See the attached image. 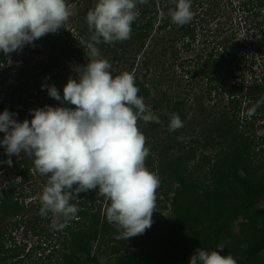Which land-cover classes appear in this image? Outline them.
I'll return each mask as SVG.
<instances>
[{"label":"rangeland","instance_id":"rangeland-1","mask_svg":"<svg viewBox=\"0 0 264 264\" xmlns=\"http://www.w3.org/2000/svg\"><path fill=\"white\" fill-rule=\"evenodd\" d=\"M192 1L194 7L198 2L200 4L204 3L203 8L200 9V5L199 7H195L197 8L196 12L192 10V20L195 19V21L198 22V18L199 20L200 18H204L206 23H199V27L195 33V41L192 42L193 45L191 44V50L187 51L184 45L187 44V41H190V38H182L181 33L177 30V26L174 28H161L163 21L170 17V11H172L173 8L160 5L156 7L158 10L156 15H153L151 11L146 17H141L139 16V12L143 4H140L137 6L138 15L135 21L136 25H138L137 29L132 30L130 39L119 42L118 46H113L114 50L121 57V61L113 62L110 53L101 57L107 59L109 62L110 60L112 61V63L110 62L112 65L110 71L114 77L127 71L134 74L135 79L138 78L139 82L143 83L145 87L148 88L151 97L148 98L145 103L150 104L149 106H151L152 103L154 104L155 98L160 100L161 96L164 94L167 97H171L173 100L177 97L184 101L182 110L186 115V119L183 121V128L176 131L179 137L183 138L181 140L182 145L179 149L175 148L170 156H182V160L186 157L188 161L185 160L181 172H185L188 180H190L192 176H195L197 180L200 181L203 178L202 174L205 173V166H208L210 161L211 163L215 161L214 154L220 149V146L210 143L204 146L206 144V137H202L200 132L201 128L204 127L203 119L205 115H200L197 110L202 108V106L203 108L205 107L203 105L204 102L207 107H211L210 111L217 113L219 110H223L224 107H222V105L226 107L228 100L227 93L225 92L227 87L235 83L244 87L250 86L252 82L264 76V50L258 52L254 49L257 46V39L260 40L264 32V26L259 28L255 27L258 21L264 20V9L258 19H246L245 16H242V13L239 12L238 6L240 3L248 0H232L230 4H227V0H214L210 8L207 7V0ZM95 2L97 3V0H95ZM68 3L72 7L73 14L63 27L65 30L72 32L76 25H82V22L80 23L78 21L77 16L80 12L87 9L89 4L87 0H68ZM207 9L217 14V16L214 19H211L209 16L205 18L204 15ZM152 17H156L157 19L153 28L149 31L148 37L144 40H138L136 34L139 32L140 22L144 24L145 21ZM138 20H140L139 23H137ZM224 28L227 30L223 31ZM165 33H168L166 41L162 42ZM47 35L35 40L33 44L43 46V42ZM65 38L70 40L76 38V36L71 33V35H66ZM241 39H245L246 41L242 43L243 46L239 48L242 49V51H239L237 59L232 62L233 64H231L230 67H225V70L217 76V80L212 82L208 81V79L201 74L202 63L206 60L207 56L214 50L215 52H217V50L221 52V48L224 45H231L234 41ZM80 48L79 42H75L74 56L70 62L56 71L49 73L47 75L48 77L45 79L43 78L46 74H40L39 78L34 77V79L29 82L28 85L31 84L34 87V91L30 93L32 95L30 96L31 99L28 101L26 100L27 105L22 110L23 112L15 106L13 98H15L16 95L12 93V91L28 77L33 75L36 76V73L41 70L43 65L49 60L58 58V55L55 53H48V51L42 49V55L36 57L33 55L29 44L24 46L22 51L13 52L8 55L3 54L4 61L1 60L2 56L0 55V114L7 109L9 112L16 114L14 118L19 122H23L25 119L30 122V117L33 116L30 110L34 108L28 104L34 102L33 97L37 93V89H35L37 85L55 84L59 92H63L69 78L79 79L80 68L89 62V57L86 54L85 57L81 59L82 50ZM177 51L179 55L178 58L175 59L174 54ZM241 53L245 55L239 57ZM198 58L200 60L199 66L186 63L189 60H196ZM144 60L147 63L146 66L143 64V62H145ZM230 60H233L231 56ZM206 68L209 73L217 69L210 66ZM191 74H194L196 77H191ZM36 78H38V84L34 83ZM216 85L219 86V89L215 90L211 95V99L207 101V94H209L211 88ZM42 90L43 95L41 96L44 98L46 105L58 107V101L49 96L47 88H42ZM241 95L242 94H239V97H241ZM195 98L196 100L198 98V100L196 101ZM222 98L224 102L220 106V100ZM211 100L213 101L210 105H207ZM243 105V109H241L240 112L241 124H245L249 120H252L253 116H247L246 110L244 111V107L248 108V103H244ZM213 108L215 109L213 110ZM163 109L166 110V103L164 102L161 103L160 108L153 110V113L160 118L161 121L162 117L160 112L163 111ZM256 118L255 124L258 129L255 132L256 144L252 149L251 156L254 169L262 168L260 173L264 174V113L259 114ZM168 126L169 122L162 121L161 128L157 132V129L148 131L149 135L146 137V146L149 148V156L156 159L154 166H158L157 153H159L162 148V144L174 141L172 140L173 137L169 136L172 132L169 131ZM181 130L188 132L182 133ZM163 132L169 133L164 134ZM251 134L250 132L247 135ZM4 135L5 133L0 132V139L3 140ZM191 151H193V153H191ZM3 152H6V148L0 145V154ZM8 160L9 158L0 156V192L4 191L1 193V198L6 200L7 197H11L14 202L18 200L21 205L23 204L25 211L23 219L26 222L31 221V223H23L18 229L14 228V224L10 220H6L4 225L0 224V231L6 228L9 232H12V236L7 237L2 242L6 251L5 256L7 260H0V264H59L61 262L59 259L61 251L58 250H61L62 247V237L58 234V230H63L66 226L65 223H61L60 217H54L51 213L46 217L41 216L39 219H36V216L40 214L39 207H42L41 204L37 206L36 202L40 198L44 186L47 184L48 177L37 175L34 173L33 169H30L32 177L29 180H24L20 175V171L27 162L28 157H23L21 154L20 156L13 155V158L11 156V160L19 163L16 168L11 167V165L7 163ZM206 160H208V163ZM147 168L149 169V167ZM159 178L160 186L156 192V211L153 213V224L151 228L147 229L142 235L123 240L117 239L122 229H118L115 225L110 224V229L101 234L98 239L92 243V252L101 264H116L120 256L124 254H132L138 259H143L148 256L156 257L158 255L160 238L174 224L172 198L174 192L180 188L179 184L171 177L160 176ZM13 183L17 185V188H15L13 192H10L9 187ZM34 189H36L35 194H33ZM83 194L87 195L89 199L94 198L95 208L99 205L103 207L106 205L107 199L99 194L98 189L90 190L79 194V199L75 203L76 207L79 209L78 211L85 210L86 208H81L79 205V202L84 199L82 197ZM90 207L91 204L89 201L87 203V208ZM71 220H69V223H71ZM35 224L37 225V233H34L32 228ZM42 227L44 228L43 231L41 230ZM74 228H76V226L73 224L71 229ZM76 231H78V229ZM47 232L54 234L53 238L46 236L45 234ZM54 250H56V252Z\"/></svg>","mask_w":264,"mask_h":264},{"label":"clouds","instance_id":"clouds-1","mask_svg":"<svg viewBox=\"0 0 264 264\" xmlns=\"http://www.w3.org/2000/svg\"><path fill=\"white\" fill-rule=\"evenodd\" d=\"M148 0H97L86 15L90 42L85 45L89 62L80 68L79 79L69 78L63 99L55 84L42 85L50 97L71 107L45 106L30 110L33 118L19 122L7 109L0 114V145L11 156L23 152L36 171L48 177L40 196V215L74 218L72 201L81 192L98 189L110 201L109 224L122 229L117 239L142 235L153 224L159 176L146 167L149 148L138 121L160 123L151 106L139 95L135 76L127 71L113 76L111 63L100 56L97 45L131 38L137 5ZM171 21L183 26L193 19L192 0H174ZM68 0H0V52L22 51L48 33H57L72 16ZM256 107L248 110L251 117ZM184 126L179 114H170L169 131ZM182 140V137H178ZM218 250L197 249L190 264H237Z\"/></svg>","mask_w":264,"mask_h":264},{"label":"trees","instance_id":"trees-1","mask_svg":"<svg viewBox=\"0 0 264 264\" xmlns=\"http://www.w3.org/2000/svg\"><path fill=\"white\" fill-rule=\"evenodd\" d=\"M89 6L84 11L80 12L78 21L81 26L74 27V30L67 31L61 28L57 33H50L45 38L43 46L37 44H29V47L36 57L42 55L44 49L48 53H55L58 58L49 60L45 65L42 66L41 70L36 73V76H30L22 81L12 91L15 93V106L21 111L27 105L26 100L31 99L30 93L34 91V87L29 82L38 77L39 75L46 74L43 79L47 78L49 73L56 71L66 63L70 62L74 56V43L79 42L81 51V59L85 57V43L90 42L92 33L89 31V27L86 21L87 12L94 8L95 0H87ZM195 1V0H194ZM214 0H207V7L213 4ZM232 0H227V4L231 3ZM193 4V1H192ZM140 5V4H138ZM137 5V6H138ZM144 5V4H143ZM162 6H170L175 9L174 0H148L145 4V8L141 9L142 16L146 17L152 11V14L156 11L153 8ZM198 5V6H197ZM201 5V6H200ZM200 6V7H199ZM195 7L200 9L204 7V3H196ZM194 5L192 10L196 12ZM242 16L246 19H258L264 9V0H248L239 4ZM239 10V9H238ZM158 11V10H157ZM157 11L153 14L156 15ZM207 16L214 19L217 14L207 9L204 17ZM243 18V19H245ZM156 17H152L145 21L144 24L140 22L139 32L136 34L138 40H144L148 37L149 31L153 28ZM197 21L191 20L186 25L180 26L172 23L171 17H168L163 21L161 28L166 29L167 27H176L181 33L182 38H190L187 41L186 50H191V44L195 41V33L199 27V23H206L205 19ZM136 21V20H135ZM132 24V30H136L138 25L136 22ZM264 20L258 21L255 27H263ZM203 28V27H202ZM227 30L226 28L223 31ZM73 35L76 38L67 40L66 35ZM168 33H165L162 42L166 41ZM80 39V40H79ZM245 39L234 41L231 45H224L221 48V52L212 51L202 63L201 74L212 82L217 80V76L225 70V67H230L232 62L237 59L239 49L245 43ZM257 46L255 51L261 52L264 50V32L262 38L257 39ZM119 42L115 43H101L97 45L100 51V56H105L108 53L112 55V61H121V57L114 50L113 46H118ZM85 44V45H84ZM193 45V44H192ZM218 49V48H217ZM84 51V52H83ZM166 51V50H165ZM175 51V50H174ZM173 53V52H172ZM3 52H0L2 56L1 60L4 61ZM87 55V54H86ZM178 51L175 52V59L178 58ZM245 54H239V57H243ZM230 56L233 60H230ZM110 60V62L112 63ZM145 61V60H144ZM186 63H192L195 66H199V58L189 60ZM146 66V61L143 62ZM217 68L216 71L209 73L206 67ZM220 69V70H219ZM219 70V74H218ZM218 74V75H217ZM191 77H196L191 74ZM215 75V76H214ZM38 78L34 80L37 83ZM136 85L140 89L139 95L146 101L151 97V93L143 83L139 82V79H135ZM38 84V83H37ZM36 84V85H37ZM37 93L34 95V102L31 105L34 109L43 108L46 105L44 102L43 90L41 85H37L35 88ZM219 89V86L211 88L209 94L206 96V100L211 99L212 93ZM227 93V105L223 104V98L220 100V106L224 107L223 110H219L217 113L210 111L211 107L206 106L205 102L203 108L197 110L200 115L204 116V127L201 128L200 134L202 137H206L207 144H217L220 149L214 154L215 161L209 162L208 166H205V170L202 174V180L198 181L195 176H192L190 180L185 175V172H181L186 157L182 156H170L175 148H180L182 142L178 139L179 134L176 131L169 134L174 140L173 142H165L162 144V148L157 153L158 166H154L156 159L148 156L146 159V167L149 170L160 176H168L175 180L180 188L174 192L172 198L173 213H174V224L173 226L163 234L159 241V252L156 257L148 256L143 259H138L132 254L121 255L117 260L116 264H190L191 256L196 252L197 249L213 251L218 250L217 245L224 243L225 248L221 251V255H231L237 260V264H264V174L260 173L262 168L254 169L252 162V149L255 146V132L257 126L255 124L256 117L259 114L264 113V76L252 82L250 86H242L235 83L225 90ZM239 94H242L239 97ZM61 99L63 98V92H60ZM194 98V97H193ZM181 98L175 97L173 100L171 97H167L165 94L161 96L160 100L154 99V104H151V109L156 110L160 108L162 102L166 103V110L163 109L160 115L162 121L169 122L170 114H179L182 121L186 119V115L182 110L184 107V101ZM196 100V98H195ZM198 100V98H197ZM196 100V101H197ZM162 101V102H161ZM208 102L207 105H210ZM58 107H73L74 105L68 102L58 101ZM248 103L246 115L248 116V110L253 106L256 107L255 114L252 116V120H249L245 124L240 123V112L243 109V104ZM146 105H150L147 104ZM216 108V107H215ZM213 108V110L215 109ZM220 108V107H218ZM214 112V113H213ZM31 116V115H30ZM31 119L33 116L30 117ZM160 123L138 121V125L144 135H149L148 131L156 132L161 128ZM243 125V126H242ZM243 127V128H242ZM183 128V127H182ZM181 132H188L181 130ZM251 135H247L248 133ZM167 134L169 132H163ZM153 136V135H151ZM156 138V137H155ZM2 141V139H0ZM193 153V151H191ZM23 157H27L25 153H21ZM1 157L9 158L7 153L3 152L0 154ZM13 158V156H12ZM190 158V156H189ZM208 163V160H206ZM206 163V164H207ZM19 163L12 160L11 167L16 168ZM30 169H33L34 173L40 175L34 166L32 159L27 160L24 167L20 171V175L24 180H29L32 176ZM198 169V168H197ZM201 169V168H200ZM202 170V169H201ZM10 192H13L17 188L16 184L10 185ZM36 189L33 190L35 194ZM4 191L0 192V222H4L9 217L19 219V223L15 222L14 228L18 229L24 224H29L31 221H24V207L23 204L13 198L7 197L6 200L1 198ZM83 201L79 202L81 208L85 210L78 211L76 216L65 223L64 218L61 216V223H65L63 230H58V234L62 237L61 254L59 256V264H101L98 258L93 254L92 243L98 239V237L104 232L110 229L111 225L106 219V209L110 206V201L107 200L106 205L103 207L99 205L95 208L94 198L89 199L87 195L83 194ZM26 198V197H24ZM79 198V197H78ZM75 201L72 203L75 204ZM90 201L91 207L87 208V203ZM37 206L41 204L40 198L36 202ZM94 206V207H92ZM34 207V206H33ZM95 208V209H94ZM39 209H41L39 207ZM52 216V215H50ZM41 215H37L36 219H39ZM36 223V222H35ZM76 228L71 229L72 225ZM37 225L35 224L32 228L34 233H37ZM78 229V231H76ZM42 231L44 228L42 227ZM12 232L8 229L0 231V260H7L5 256L6 251L3 240L7 237H11ZM46 236L53 238L52 233L47 232ZM59 236V237H60ZM56 252V250H54ZM119 251V250H118ZM3 253V255H2Z\"/></svg>","mask_w":264,"mask_h":264},{"label":"flooded vegetation","instance_id":"flooded-vegetation-1","mask_svg":"<svg viewBox=\"0 0 264 264\" xmlns=\"http://www.w3.org/2000/svg\"><path fill=\"white\" fill-rule=\"evenodd\" d=\"M147 3H148V2H147ZM147 3H146V4H147ZM144 8H145V4H144L143 6L140 7V9H144ZM153 9L155 10L156 8H153ZM238 9H239V12L241 13L240 8H238ZM156 11H157V9H156ZM156 11H155V12H156ZM155 12H154V13H155ZM154 13H153V14H154ZM141 15H142V12L140 11V12H139V16H141ZM241 15H242V14H241ZM77 201H78V200H76L75 203H76ZM0 216H1V215H0ZM6 220H8V221L10 220L14 225H15V222H18V223H19V219H17L16 217H15V218L9 217V218L5 219V221H6ZM5 221H4V222H5ZM4 222H0V224L4 225ZM14 225H13V226H14Z\"/></svg>","mask_w":264,"mask_h":264}]
</instances>
